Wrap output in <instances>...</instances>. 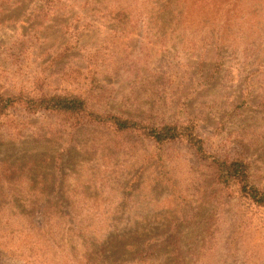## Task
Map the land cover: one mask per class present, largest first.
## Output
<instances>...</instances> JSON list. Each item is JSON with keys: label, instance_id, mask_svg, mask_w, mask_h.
Listing matches in <instances>:
<instances>
[{"label": "rangeland", "instance_id": "374dc122", "mask_svg": "<svg viewBox=\"0 0 264 264\" xmlns=\"http://www.w3.org/2000/svg\"><path fill=\"white\" fill-rule=\"evenodd\" d=\"M0 86L87 105L0 115V264L34 234L35 264H264V206L213 165L243 159L264 191V0H0ZM165 124L204 154L148 135Z\"/></svg>", "mask_w": 264, "mask_h": 264}, {"label": "trees", "instance_id": "16d2710c", "mask_svg": "<svg viewBox=\"0 0 264 264\" xmlns=\"http://www.w3.org/2000/svg\"><path fill=\"white\" fill-rule=\"evenodd\" d=\"M22 103L24 106H27L36 110L42 109L47 111H54L56 113H69V114H79L81 112H87V105L85 101L76 95H67V94H54V95H42V96H24L19 97V95L15 94H5L1 92L0 86V115L4 114V111L12 106L18 105ZM94 120L100 122H109V124L115 127L117 130H126L130 127H133L134 122L122 119L120 117H116L114 115H110V117L104 119L101 115L95 114ZM1 124V119H0ZM190 129H189V128ZM145 132V131H144ZM148 135L152 137L156 142L161 141H169L176 138L185 139L197 150V153L204 154L203 150V142L200 138L197 131H195L194 127L191 126H180L179 128L176 125L165 124L159 127H152L148 131ZM200 154V155H201ZM206 158L208 156L206 155ZM214 160V168L216 171V176H214L215 183H230L234 184L245 197H247L251 202L256 205L264 206V191L260 190L256 185L251 183L249 179V174L247 173V165L244 163L243 159L240 158H216ZM40 231L45 228V225L38 226ZM8 231H3L0 229V242L5 245V241H2L4 238V233H13V230L7 229ZM51 231H47L44 233H50ZM63 231H58L54 235V242H51V245H64L61 242H58L57 235H60ZM52 233V232H51ZM53 234V233H52ZM33 238L26 244L31 245L27 246L24 249L17 251L14 250L13 254L16 255H26L28 261L26 264H35V260L37 259L36 252L33 248H36L38 245L40 250H45L44 245H39L40 241L38 239L39 235H31ZM57 239V240H56ZM6 246V245H5ZM37 246V249H38ZM53 247V249H54ZM138 250V249H137ZM136 254V253H135ZM137 256V255H135ZM88 254L87 252L84 255H76L75 258H66L65 264H87L85 260L88 262ZM45 263H48V259L44 260Z\"/></svg>", "mask_w": 264, "mask_h": 264}]
</instances>
